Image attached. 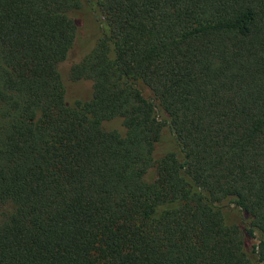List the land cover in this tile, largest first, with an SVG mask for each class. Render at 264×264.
I'll return each mask as SVG.
<instances>
[{
  "label": "trees",
  "instance_id": "trees-1",
  "mask_svg": "<svg viewBox=\"0 0 264 264\" xmlns=\"http://www.w3.org/2000/svg\"><path fill=\"white\" fill-rule=\"evenodd\" d=\"M2 203L0 264H264V0H0Z\"/></svg>",
  "mask_w": 264,
  "mask_h": 264
},
{
  "label": "rangeland",
  "instance_id": "rangeland-1",
  "mask_svg": "<svg viewBox=\"0 0 264 264\" xmlns=\"http://www.w3.org/2000/svg\"><path fill=\"white\" fill-rule=\"evenodd\" d=\"M143 94L145 95V90L142 88ZM10 210V206L7 203L0 204V220L6 215V213Z\"/></svg>",
  "mask_w": 264,
  "mask_h": 264
}]
</instances>
